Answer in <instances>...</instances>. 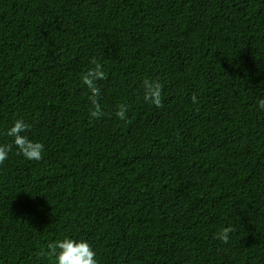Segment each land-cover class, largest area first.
<instances>
[{"label":"trees","instance_id":"16d2710c","mask_svg":"<svg viewBox=\"0 0 264 264\" xmlns=\"http://www.w3.org/2000/svg\"><path fill=\"white\" fill-rule=\"evenodd\" d=\"M260 99L264 0H0V264H56L65 238L98 264H264ZM16 119L40 161L17 154Z\"/></svg>","mask_w":264,"mask_h":264},{"label":"clouds","instance_id":"9594fccd","mask_svg":"<svg viewBox=\"0 0 264 264\" xmlns=\"http://www.w3.org/2000/svg\"><path fill=\"white\" fill-rule=\"evenodd\" d=\"M90 64L93 67L82 75L81 80L90 92L89 101L93 109L91 115L98 117L102 114V109L98 100L100 89L97 87L96 82L104 80L106 77L103 66L95 58L90 60ZM142 86L144 88V100L157 108L162 107V84L157 80L145 78L142 81ZM196 100L197 98L193 96L192 102L196 103ZM258 105L261 110H264V99H260ZM127 111L128 106L120 104L115 115L118 119L124 120ZM29 127L22 119H16L12 126L7 129V135L13 138L14 145L19 150L18 155H22L30 161H40L43 158L44 145L23 135ZM11 148L12 144L0 145V164L7 160ZM233 231L234 229L231 226H226L221 229L216 238L227 244ZM48 250L51 255L55 256L56 264H98L96 253L86 240L65 238L50 243Z\"/></svg>","mask_w":264,"mask_h":264}]
</instances>
